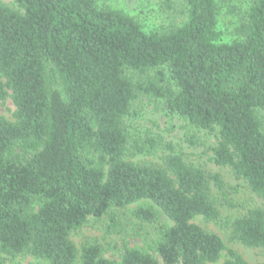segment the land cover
I'll return each instance as SVG.
<instances>
[{"label": "trees", "instance_id": "trees-1", "mask_svg": "<svg viewBox=\"0 0 264 264\" xmlns=\"http://www.w3.org/2000/svg\"><path fill=\"white\" fill-rule=\"evenodd\" d=\"M0 2V264L29 254L48 264H117L71 235L90 218L120 212L158 225L147 250L121 245V264L249 263L216 234L193 223L217 221L210 178L170 156L165 167L125 161V119L137 93L160 99L198 130L217 132L213 161L264 199V0H253L239 39L222 42L217 0H186V22L146 33L122 11L94 0ZM166 11L172 5H164ZM127 70L147 75L134 85ZM161 212L171 221H161ZM231 239L264 252V210L232 223ZM5 256V257H2Z\"/></svg>", "mask_w": 264, "mask_h": 264}, {"label": "rangeland", "instance_id": "rangeland-1", "mask_svg": "<svg viewBox=\"0 0 264 264\" xmlns=\"http://www.w3.org/2000/svg\"><path fill=\"white\" fill-rule=\"evenodd\" d=\"M253 0H217L219 31L222 42L230 44L239 39L237 30L247 20ZM15 7L13 0H0ZM101 10L122 11L136 20L146 33H167L182 26L187 17L186 0H94ZM170 2L172 10L164 5ZM127 77L134 85L148 83L154 72L141 75L127 70ZM15 106L11 99L0 105V115L14 121ZM264 124V111L260 112ZM127 147L125 161L147 167H165L170 156L180 157L190 168L201 169L208 178L220 176L224 189L216 187L210 180L212 201L220 212L217 221L208 222L197 217L193 223L206 231L218 235L227 249L241 255L249 263H264V252L251 249L231 239L232 223L249 210H264V199L251 192L246 182L236 177L229 167H219L214 161L213 150L217 146V132L207 133L193 127L187 119L172 114L166 103L160 99L137 93L132 103L130 115L125 119ZM148 201L129 206L120 212L119 231H109L108 218H90L80 230L73 232L71 240L79 251L83 245H95L102 249V257L121 264V245L126 241L132 248L147 250L158 238V225L141 223L133 216V211ZM162 223L172 226L171 221L161 212ZM5 257V256H2ZM6 264H48L29 254L15 258L6 257ZM224 251L216 264L229 260Z\"/></svg>", "mask_w": 264, "mask_h": 264}]
</instances>
